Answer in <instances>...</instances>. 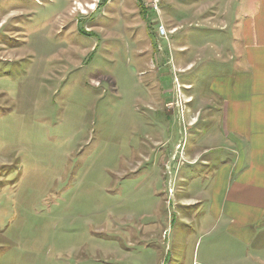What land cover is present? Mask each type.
<instances>
[{
	"label": "rangeland",
	"instance_id": "obj_1",
	"mask_svg": "<svg viewBox=\"0 0 264 264\" xmlns=\"http://www.w3.org/2000/svg\"><path fill=\"white\" fill-rule=\"evenodd\" d=\"M212 1L0 0V264H247L209 213L223 130L188 127L182 46L250 20Z\"/></svg>",
	"mask_w": 264,
	"mask_h": 264
},
{
	"label": "crops",
	"instance_id": "obj_2",
	"mask_svg": "<svg viewBox=\"0 0 264 264\" xmlns=\"http://www.w3.org/2000/svg\"><path fill=\"white\" fill-rule=\"evenodd\" d=\"M260 2L264 0L238 3L236 19L244 16L250 20L244 27L238 22L229 42L200 46L187 42L182 46L187 52L188 74L183 83L192 89L187 90L191 93L187 101L191 111L201 117L198 124L189 123L190 132L202 122L215 124L212 129L223 130L224 146L229 150V158L226 156L211 185L209 213L222 223L220 236L237 245L232 258L247 264L260 261L264 254V243L254 253V244L264 237V6ZM211 3L214 1L207 8ZM221 15L218 9L216 17L224 23L219 30L226 29V13ZM213 16L208 14L206 21L215 22ZM180 68L183 72L184 66ZM199 81L208 82L206 95L196 92ZM209 136L210 131L206 138ZM196 146L193 153L204 157L206 147ZM211 231L213 228L208 233Z\"/></svg>",
	"mask_w": 264,
	"mask_h": 264
},
{
	"label": "built area",
	"instance_id": "obj_3",
	"mask_svg": "<svg viewBox=\"0 0 264 264\" xmlns=\"http://www.w3.org/2000/svg\"><path fill=\"white\" fill-rule=\"evenodd\" d=\"M167 34H168V32H167L166 26L164 24L160 25L159 26V35L165 37V36H167Z\"/></svg>",
	"mask_w": 264,
	"mask_h": 264
}]
</instances>
